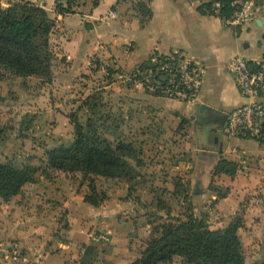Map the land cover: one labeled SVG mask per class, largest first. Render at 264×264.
I'll use <instances>...</instances> for the list:
<instances>
[{"label":"crops","instance_id":"obj_1","mask_svg":"<svg viewBox=\"0 0 264 264\" xmlns=\"http://www.w3.org/2000/svg\"><path fill=\"white\" fill-rule=\"evenodd\" d=\"M19 1L35 3L55 20L49 35L53 72L47 82L60 88L54 94L76 96L82 87L87 89L91 85L92 77L107 71L110 79L101 88L108 89L110 108L116 105L114 110H119V115L124 112V122L131 129L128 131H133L130 141L136 139L134 131L139 129L142 140L181 138L184 134L180 154L172 160L170 154H161L159 150L147 151V163L141 159L144 158L141 151L139 166L131 160L139 171L131 182L141 178L143 187L167 188L169 195L175 193L179 198L182 191L177 188L183 184L187 190L182 205L187 200V209L190 207L196 216L204 217L211 229L226 227L238 215L241 202L251 195L253 199V194L254 200L264 204V141L227 137L219 131L227 113L247 102L227 71L228 60L234 55L264 59V15L259 14V6L253 20L229 27L221 17L201 11L207 0H79L74 12L69 14L56 12L59 0L6 3L9 6ZM140 4L150 9L148 17L142 14ZM111 11L117 17L105 21L103 17ZM177 51L201 62L206 69L205 81L195 101L186 103L151 95L130 78L132 71L154 53ZM25 78L43 80L38 76ZM90 96L88 93L83 97V107L90 106ZM73 102L70 107L75 106ZM78 104L79 108L81 103ZM204 112L207 117L199 122ZM58 115L59 123L71 127L66 112L62 110ZM183 119L187 124H183ZM179 126L182 128L176 132ZM223 158L235 162L234 175L214 174ZM43 171L16 196L0 198V264H91L97 258L108 264H129L141 256L153 236L152 222H144L130 236L135 225L121 223L123 202L114 193L115 189L108 187L114 178L51 168ZM82 174L91 179H84ZM91 180L98 192L105 195L99 206L86 201V195L91 193ZM212 184L225 187L227 194L219 196L211 189ZM149 192L152 197L154 194ZM160 198L156 201L157 214L164 219L169 214L186 217L187 214H180L184 211H176L174 204ZM22 215L27 221H21ZM62 219L68 224L61 229ZM101 230L109 234L108 241L93 240V234ZM144 234L147 237L138 243L136 235L142 238ZM99 242H110V250H99ZM13 245L21 250V255H14ZM173 261L182 264L181 257L175 256ZM163 263L172 264V261Z\"/></svg>","mask_w":264,"mask_h":264},{"label":"trees","instance_id":"obj_2","mask_svg":"<svg viewBox=\"0 0 264 264\" xmlns=\"http://www.w3.org/2000/svg\"><path fill=\"white\" fill-rule=\"evenodd\" d=\"M78 1L59 0L56 2V12L73 13ZM235 1L207 0L202 4L201 11L213 14L212 7L219 2V16L230 18L236 8ZM254 1L257 4L264 0ZM140 5L142 14L148 17L150 9L144 4ZM54 25L55 20L49 13L35 3L19 1L4 7L0 0V68L16 76H38L50 81L53 52L49 35ZM147 63L145 61L141 65ZM89 105L94 108L95 103L91 101ZM72 121L75 124L73 143L48 149L45 153L46 168L95 173L111 178L136 177L138 171L131 160L137 166L141 161L134 142L120 140L114 146L102 137L94 119L89 117L86 124L79 120ZM236 170L235 162L223 158L216 165L214 174L234 175ZM39 171V167L34 165L18 167L11 162L0 161V198L10 199L19 194L25 184L35 181ZM90 190L86 201L99 206L105 195L98 192L93 180ZM215 190L221 197L227 194V190L224 193ZM188 210L185 218L169 214L165 221L157 223L146 249L129 264H161L173 261L175 256L181 257L183 264H247L239 236V229L243 225L241 217H235L224 228L211 229L204 217L196 216L190 207ZM257 264H264V258Z\"/></svg>","mask_w":264,"mask_h":264},{"label":"rangeland","instance_id":"obj_3","mask_svg":"<svg viewBox=\"0 0 264 264\" xmlns=\"http://www.w3.org/2000/svg\"><path fill=\"white\" fill-rule=\"evenodd\" d=\"M12 1L17 0H2V3L4 7H7L8 4L6 2L10 3ZM257 6L260 8L259 14L264 15V1L258 2ZM109 79L107 71L105 74H100V76L96 78L92 77L91 85H87V89L82 87L76 96L73 95L72 97L68 96L69 98H66V95L60 97L62 92H60V94H54V90L57 89L58 86H51L50 83H47L49 82L47 79L19 78L11 72L0 68V161L11 162L18 167L34 165L39 167L40 173H44L42 169L46 168V151L58 145L70 146L73 143L75 135V124L72 121L73 119L75 121L79 120L84 124L87 123L89 117L94 119L102 137L114 146H116L120 140H132L131 138L133 136L131 133L133 131H128L131 129H129V125H126L124 122L126 119V117L123 116L124 112H120L121 114L119 115V110H114V106L116 105L110 108L108 89L105 90L101 88ZM59 89L57 90L59 91ZM88 93L91 95L89 97V102L92 101L95 103L94 108L91 106L83 107V97H87ZM66 99L67 103L65 102ZM71 101H74L73 103L75 106L70 107V105H72L70 103ZM78 102L81 103L79 108ZM63 103L64 105H62ZM66 104L68 106H66ZM62 110L68 114L72 124L71 127H69V124L65 125L61 122L59 123L58 117L60 115H58V113ZM183 124H187L185 119H183ZM56 125H60V128L57 129ZM192 125L195 126V124ZM139 127L142 128L141 125H139ZM181 128L179 126L175 131L179 132ZM134 133L136 134L134 135L136 139L132 142H134L138 150V158L140 152L143 151L144 158L141 159H144V163H147L149 160L147 158V151L156 152L159 150L161 154H170L169 159L172 160L171 158L177 157V153L180 154V145L185 142V140L183 141L184 134H182L181 138H178V136L177 138L171 136L168 139H154V137L152 139L142 140L140 129L139 131L137 130V132L134 131ZM181 154H183V152H181ZM42 157H45V160ZM149 158L152 157L149 156ZM184 158L185 157L182 156V159ZM152 160H155V158ZM137 173H139V171ZM82 177L88 179V181L91 179V177L84 174H82ZM114 179L113 182H111L114 184L111 185L110 183L108 187L114 188V193H117V197L123 202L122 205L124 206L121 209L123 214L120 216L121 223L124 226L135 225L136 229L130 233L131 237L137 233L138 229L141 228L146 221L152 222L153 229L159 221L166 220L163 216L157 214L156 211V201L159 197H162L160 198L161 200L165 198L166 202L168 201L174 204V206H176V211H184L180 214H188L187 207L189 206V202L185 199L186 203L182 205V200L184 198L183 194L187 190H185L183 184L178 185L177 188V191H182V195L179 198L175 193L169 195L170 191L167 188L143 187L141 178H137L133 180V182H131V179L127 178ZM174 179L178 182L177 177ZM211 189H218L223 193L225 191V187L217 186L216 184H212ZM149 191L154 194L152 197ZM255 197V194H253V199L251 195L249 199L246 198L247 200H243L237 210L238 215H235V217H241L243 221L239 235L243 244L247 264H257L264 258V216L261 215V213H264V204H259L260 201L257 202V200H254ZM23 202L24 200H22V203ZM133 206H138V208L133 209ZM29 208L33 209V206H29ZM207 215L210 216V214ZM124 216H129L131 218L124 219ZM20 219L24 222L27 221L24 215H22ZM135 219L137 220L134 221ZM60 223H62L61 229L67 227L68 223L67 221L65 223L64 219H62ZM99 228L101 227L99 226ZM59 231L60 230H58V232ZM136 237L139 243L143 241L147 235L144 234V238H141L139 235H136ZM98 246L99 250L107 251L110 250L111 243L99 242ZM91 264L108 263L106 260H102V258H97L96 261H93ZM172 264H179V262L176 261V263H174V261H172Z\"/></svg>","mask_w":264,"mask_h":264},{"label":"built area","instance_id":"obj_4","mask_svg":"<svg viewBox=\"0 0 264 264\" xmlns=\"http://www.w3.org/2000/svg\"><path fill=\"white\" fill-rule=\"evenodd\" d=\"M234 4L236 8L233 15L230 18L221 17L226 26H242L255 18L258 6L254 0H237ZM212 12L219 16V2L214 3ZM115 17L117 13L111 11L103 19L109 21ZM226 66L247 102L227 113L219 131L227 137L264 141V59L250 60L234 55ZM130 78L151 95L191 103L201 92L206 69L201 62L179 51L156 53L146 65H139L134 69ZM93 240L108 241L109 234L99 231L93 234ZM12 248L15 256L21 255V250L16 245Z\"/></svg>","mask_w":264,"mask_h":264},{"label":"water","instance_id":"obj_5","mask_svg":"<svg viewBox=\"0 0 264 264\" xmlns=\"http://www.w3.org/2000/svg\"><path fill=\"white\" fill-rule=\"evenodd\" d=\"M200 116H201V117H199V118H200V119H199V120H200L199 122H202L201 119L203 120V117H204V118L207 117V114L204 112V113H201Z\"/></svg>","mask_w":264,"mask_h":264}]
</instances>
